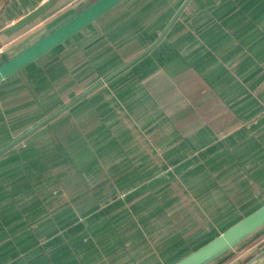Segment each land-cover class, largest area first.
<instances>
[{"label": "crops", "instance_id": "1", "mask_svg": "<svg viewBox=\"0 0 264 264\" xmlns=\"http://www.w3.org/2000/svg\"><path fill=\"white\" fill-rule=\"evenodd\" d=\"M47 1L0 0V56L86 0H56L7 33ZM107 89L120 115L101 163L83 171L68 157L80 134L63 119L34 229L0 208V264H171L264 203V0H194ZM220 264H264V232Z\"/></svg>", "mask_w": 264, "mask_h": 264}, {"label": "trees", "instance_id": "2", "mask_svg": "<svg viewBox=\"0 0 264 264\" xmlns=\"http://www.w3.org/2000/svg\"><path fill=\"white\" fill-rule=\"evenodd\" d=\"M183 1L123 0L41 59L3 81L0 84V148L110 74L121 66L125 60H130L147 48L159 36ZM193 2L194 0L172 28H175L178 22L185 19ZM73 12L74 10L66 14L63 19L73 14ZM98 23L101 24L98 25ZM109 30H114V32L110 34ZM44 33H46V30L34 37L28 44L38 40ZM89 33L104 36V39L105 36L114 39L119 35L128 37L127 40H122L123 42L119 46L129 42L132 43L133 48L136 46V49L125 54V59L122 60L110 51L111 48L101 51V46L93 41L98 35L88 36ZM83 37H88V39L80 41ZM28 44L23 45L21 49L15 51L12 55L27 47ZM78 48V51H82L81 54L77 53ZM88 49L93 50V52ZM112 81L0 156L1 212L4 211V208H15L10 212L8 209L7 211L10 217L13 215L11 218L15 220L17 226L19 225L18 227L25 224V226L34 229L29 224V217L33 215V218L37 219L41 215L42 184L44 181L50 184L57 181L56 162L58 156L56 153L57 148H55V138L58 140L59 136L56 137V133L61 130L58 129V125L63 119L69 120L72 117L77 128L75 131L77 130L76 132L80 134L79 139L72 145L68 157L74 159L76 165L83 171L92 168L97 160L98 163H101V157L104 158L105 133L108 132L106 129V125L109 123L107 118L120 115L118 104L115 101L110 103L105 99V91L110 90L107 89V86ZM7 82L12 83L8 84ZM4 91H8L7 96H5ZM15 92L18 94L9 96V94ZM64 92L70 94L66 99L61 96ZM91 117H95L99 122L100 125L97 129H94L93 123H89ZM90 124L93 126L92 131L89 129ZM92 135H96L98 141L97 150L98 154L100 153L98 158L94 156L96 152L90 148ZM27 150L30 155H25ZM25 156H30L31 160L27 162ZM51 160L53 165H51ZM42 166L45 170L43 172ZM37 229L39 230V228ZM193 250L187 252L184 256ZM228 257L230 255L216 264L222 263Z\"/></svg>", "mask_w": 264, "mask_h": 264}, {"label": "water", "instance_id": "3", "mask_svg": "<svg viewBox=\"0 0 264 264\" xmlns=\"http://www.w3.org/2000/svg\"><path fill=\"white\" fill-rule=\"evenodd\" d=\"M55 1L56 0H48L43 5L20 19L7 31V33L10 34L17 32L28 24L34 22L39 16L49 10ZM122 1L123 0H86L77 8L73 9V14L64 19L62 18L59 22L48 27L46 29V33H44L38 40L30 44H28V42V46L20 50L15 55H12V53L21 49L23 46L11 53L3 52L0 56V84L22 71L27 66L41 59L63 42L72 38ZM191 2L192 0L183 1L159 36L147 48L1 147L0 156L31 136L36 131L47 126L51 121L69 110L75 104L88 97L102 86L107 85L111 80L150 54L163 42L174 24L178 21ZM263 232L264 203L229 226L220 234L173 264H216L226 256L232 255L241 247L255 239L258 234Z\"/></svg>", "mask_w": 264, "mask_h": 264}, {"label": "rangeland", "instance_id": "4", "mask_svg": "<svg viewBox=\"0 0 264 264\" xmlns=\"http://www.w3.org/2000/svg\"><path fill=\"white\" fill-rule=\"evenodd\" d=\"M101 23H98V25H100ZM114 32L113 31H110L109 30V33L112 34ZM91 35H98L96 36L93 41L98 45V46H101V51H103V49H110V51H112L115 56L117 58H121L123 54H128V53H131L132 51H134L136 49V46L135 48H133L132 46V43H127V44H124L122 46H119L120 43H122L123 41L127 40L128 37H124L122 35H119L117 37H115V39L113 37H110L108 38V36H105V39H104V36H100L99 34H93V33H89L88 36H91ZM88 39V37H83L80 39V41H86ZM123 40V41H122ZM103 44V45H102ZM79 48L76 50L78 51ZM90 52H93V50H90L88 49ZM95 50V49H94ZM82 51H78L77 53H80L81 54ZM124 59V57L122 58V60ZM126 61V60H125ZM14 81V80H13ZM8 84H11L10 82H7ZM8 91H4V94H6ZM18 93L20 91H17ZM18 93H13V94H9L10 95H14V94H18ZM70 95L69 92H64L63 94H61L62 98L63 99H66V97ZM7 96V94L5 95ZM22 154V153H21ZM24 155V154H23ZM25 155H30V152L27 150L25 151ZM11 159V157H10ZM25 159L26 161L28 162L29 160H31V157L29 156H25ZM22 261L20 259H17L16 260V263L17 264H20Z\"/></svg>", "mask_w": 264, "mask_h": 264}]
</instances>
